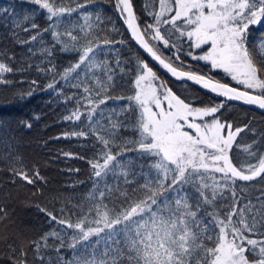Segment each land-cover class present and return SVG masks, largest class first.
<instances>
[{
    "label": "trees",
    "instance_id": "1",
    "mask_svg": "<svg viewBox=\"0 0 264 264\" xmlns=\"http://www.w3.org/2000/svg\"><path fill=\"white\" fill-rule=\"evenodd\" d=\"M131 2L142 31L145 25L154 24L159 0ZM50 3L56 8L74 10L50 20L47 10L33 0H0V63L12 68L2 76L7 82L0 83V206L8 212L7 219L0 221V264H15L21 259V251L26 253L22 258L26 264H77L85 258L92 259L93 255L96 259L103 258L102 254L107 245H113V240L99 238V243H93L98 238L90 237L82 242L90 246L82 247L77 243L73 248L70 245L76 230L58 221L65 219L75 224L85 215L92 220L95 212L89 214V210L97 204L120 210L146 194L144 185L155 186L157 170L153 165L157 158L138 150L139 109L134 101L127 99L138 90L135 80L142 74L143 63L156 74L157 79L152 83L158 87V93L166 88L193 107L216 106L219 111L215 116L221 122L231 124L233 129H244L236 136L229 152L234 165L254 164L264 155V112L166 75L130 36L120 0H50ZM85 17L89 19L86 21ZM54 32L60 33V42ZM67 32L77 36V41H71ZM161 32L170 43L177 44L179 60L173 55L176 49L165 48L151 40L149 43L174 67L245 90L228 74L212 69L209 62L187 55L189 51L193 55H200L202 51L190 47L186 38L178 40L175 33L169 37L163 27ZM246 35L249 51L264 55V48L260 47L264 41V23L250 25ZM89 40L98 67L81 72L77 80L69 78L71 82L61 79L64 70L79 60V52L65 51L64 44L81 48ZM90 58H93L91 53ZM49 84L54 86L49 88ZM74 84L79 86L73 87ZM161 84L164 88L159 87ZM85 87L88 93L84 92ZM86 96L97 102L108 97L106 103L96 109L91 121L86 119L91 108ZM77 109L85 114L80 120L66 119ZM205 119L211 120V117ZM113 123L118 127L113 128ZM79 132L86 135H73ZM99 135L111 141L109 149L116 155V161L109 165L113 170L102 172V178L94 175L92 167L97 161L103 163L106 151ZM21 169L29 176L39 171L43 180L28 184L14 175L13 170ZM171 175L169 173V179ZM214 175L219 183H225L220 173ZM205 182L211 185L213 181L206 176ZM200 183L196 179L185 184L183 195L189 204L199 203L197 219L205 247L214 245L219 233L216 221L224 219L234 201L235 210L243 209L246 217L255 216L257 220L264 217V175L252 181L237 180L234 186L230 185L234 187L235 196L229 189H223L222 195L218 194L211 203L200 198ZM167 189L166 182L160 189L163 195L159 199L169 197L171 203L176 197ZM100 191L105 193L102 201L98 196ZM203 191L211 198L210 188ZM48 213L57 220L53 221ZM236 219L233 216L234 222ZM204 225L208 226L206 231ZM209 236L213 239H208ZM197 255L204 257L197 249L193 261ZM119 264L135 262L124 253Z\"/></svg>",
    "mask_w": 264,
    "mask_h": 264
},
{
    "label": "snow or ice",
    "instance_id": "2",
    "mask_svg": "<svg viewBox=\"0 0 264 264\" xmlns=\"http://www.w3.org/2000/svg\"><path fill=\"white\" fill-rule=\"evenodd\" d=\"M33 2L47 10L50 20L74 10L56 8L50 0ZM120 3L123 5V12L127 13L126 23L133 36L139 40L147 53L173 76L187 78L214 93L264 109V55L256 54L255 50L249 51L246 35L250 25L264 23V0H159V12L154 15V24L145 25L143 31L136 23L130 0H120ZM88 19L89 17H85L86 21ZM162 27L169 37L175 33L178 40L186 38L190 47L202 51L200 55H193L191 51L187 55L196 60L209 62L212 69L228 74L245 90L213 81L211 77L196 72L179 71L171 62H167L149 43L151 40L159 42L165 48L176 49L174 58L180 59V49L162 34ZM53 34L60 42V33ZM66 35L71 41H77V36L71 32H67ZM32 39L35 40L36 37L33 36ZM96 47H99V44ZM260 47L264 48V41ZM64 50L78 51L79 60L64 70L61 79L71 82L69 78L77 80L81 72L98 67L94 63L96 53L91 40L81 48H77L75 44L65 43ZM90 53L93 54V58H90ZM81 65L84 67L81 68ZM78 69L80 71H77ZM11 71L12 68L0 63V83L7 82L2 76ZM141 72L142 74L135 80L138 90L134 96L127 99L130 102L134 101L139 109L136 129L140 136L138 150L157 158L153 165L157 170L154 177L156 184L153 187L144 185L146 194L120 210H116L115 206L108 209L107 205L102 208L97 204L94 209L89 210V214L95 212V218L92 220L85 215L75 224L65 219L58 221L59 224L76 230L77 234L72 237L73 243L70 245L73 248L77 243H81L82 247L90 246L82 243L88 241L90 237L98 238L93 243H99V238L114 242L113 245H107L102 254L103 258L96 259L93 255L92 259L85 258L77 264H119L120 256L124 253H127V258L133 260L135 264H264V217L260 220L255 216L246 217L243 209L239 212L235 210L234 201L232 209L227 212L224 219L216 221L219 233L215 237L214 245L205 247L200 238L201 225L197 219L199 203L193 206L183 195V186L199 179L201 182L199 195L206 202L211 203L218 194L222 195L223 189H229L235 196L234 187L230 185L234 186L237 180L252 181L264 175V155L258 157L254 164L248 163L240 167L234 165L229 152L236 136L244 129L240 127L233 129L231 124L221 122L215 116L219 111L216 106L193 107L166 88L163 93H158V87L152 83L157 79L156 74L147 63L142 64ZM108 79L111 80V76ZM142 81L146 82L143 86ZM97 83L99 84V81ZM53 86L48 85L49 88ZM159 87L164 88L162 84ZM84 92L88 93L89 89L85 87ZM85 99L91 105L86 119L91 121L96 109L100 104L106 103L108 97L98 102L90 96H86ZM163 101H167L166 107ZM153 108L157 110L154 111ZM82 115L85 114L77 109L66 119L78 121ZM208 117H211V120L205 119ZM112 127L116 128L118 125L113 123ZM73 135L84 136L86 133L79 132ZM98 138L106 151L102 157L103 163L97 161L92 167L94 175L102 178V172L106 174L113 170L109 165L116 161V155L109 149L111 143L109 139L102 135ZM13 171L15 176L28 184L43 180L39 171H33L31 176L23 169ZM169 173H172L171 179ZM215 173H220L225 183H219ZM206 176L212 179L211 185L205 182ZM166 182L167 190L176 197L171 203L169 197L159 199L163 195L160 189ZM208 188L211 189V198L203 191ZM98 196L102 201L105 197L104 191H100ZM48 215L53 221L57 220L51 213ZM233 216L237 217L235 222ZM7 217L8 212L0 206V221L6 220ZM203 227L206 231L208 226ZM207 238L213 239L212 236ZM36 247L39 250V245ZM9 248L13 250L11 245ZM197 249L204 253V257L197 255L193 261V253L197 252ZM25 255L26 253L21 251V259L15 264H26L22 259Z\"/></svg>",
    "mask_w": 264,
    "mask_h": 264
},
{
    "label": "water",
    "instance_id": "3",
    "mask_svg": "<svg viewBox=\"0 0 264 264\" xmlns=\"http://www.w3.org/2000/svg\"><path fill=\"white\" fill-rule=\"evenodd\" d=\"M130 3H131V0H130ZM131 6H132V3H131ZM132 9H133V12H134V15H135V18H136V23L139 25L133 6H132ZM126 15H127V13H126ZM127 27H128V25H127ZM139 28H140V30L142 31L140 25H139ZM128 30H129L130 36L132 37V39L134 40V42L136 43V45L140 48V50H141V51H142V52H143V53L149 58V60H150L155 66H157V67H158L161 71H163L166 75H168V76H170V77H172V78H174V79H177V80L187 81V82L192 83V84H194V85H196V86H198V87H200V88H203V89L207 90V91L210 92V93L216 94L217 96H220V97L225 98V99H229V98H227V97H225V96L219 95L218 93H214V92H212L210 89H206V88H204L201 84H197V83H195L194 81H190V80H188L187 78H178V77H176V76H173V75H172L167 69H165L162 65H160L158 61H156L153 57H151V55H150L149 53H147V51H146V50L142 47V45L140 44L139 40H137V38H136L135 36H133V34H132V30H131L129 27H128ZM179 71H180V70H179ZM213 81H214V80H213ZM230 87H231V86H230ZM253 94H254V93H253ZM230 100H232V99H230ZM234 101H236V102H242L243 104H246V105H248V106H250V107H252V108H254V109H258L259 111L264 112V109H261L258 105L247 104V103H245L244 101H240V100H234Z\"/></svg>",
    "mask_w": 264,
    "mask_h": 264
},
{
    "label": "rangeland",
    "instance_id": "4",
    "mask_svg": "<svg viewBox=\"0 0 264 264\" xmlns=\"http://www.w3.org/2000/svg\"><path fill=\"white\" fill-rule=\"evenodd\" d=\"M145 83H146V82H144L143 85H144ZM143 85H142V86H143ZM166 105H167V101L164 102V106H165V107H166ZM153 110L156 111L157 109L153 108Z\"/></svg>",
    "mask_w": 264,
    "mask_h": 264
}]
</instances>
